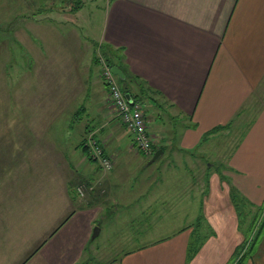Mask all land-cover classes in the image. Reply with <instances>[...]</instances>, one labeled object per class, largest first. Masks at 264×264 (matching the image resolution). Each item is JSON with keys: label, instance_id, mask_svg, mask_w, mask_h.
<instances>
[{"label": "crops", "instance_id": "obj_1", "mask_svg": "<svg viewBox=\"0 0 264 264\" xmlns=\"http://www.w3.org/2000/svg\"><path fill=\"white\" fill-rule=\"evenodd\" d=\"M92 3L80 5L73 16L74 24L93 29L94 38L123 61L129 93L136 96L143 93L153 147L164 151L158 160L168 152L163 166L169 170L172 167L176 178L165 181L164 176L157 175L149 184L144 182L146 191L139 198V204L128 203L123 208L112 205L104 215L103 210L97 215L90 209L74 208V192L70 193L65 178L63 186L60 182L57 185L63 189L59 192H62L64 209L67 207L59 216L65 219L62 228L53 230L45 222L37 230L36 214L29 211L15 212L18 226L13 230V217L0 213V264H54L53 259L59 253L67 252L70 257L75 244L83 239L81 244H84L79 246L81 252L72 259V264H79L78 259L92 240L93 227L99 225L101 234L103 226L98 221L118 218L120 214L126 220H141L136 225L140 238L134 241L130 237L123 258L109 261L110 264H228L245 241L229 185L219 179L209 162L205 172L198 170V180L193 175V180L186 178L184 174L194 172L193 168L199 164L190 157L189 150L204 135L208 134L210 139L219 138L222 132L228 137L239 133L240 147L233 151L236 155L232 170L226 177L231 179L238 194L252 201L254 209L264 203V0H107L104 8L94 0ZM95 9L102 12L99 33L95 31L93 14L88 13ZM96 87L101 95L89 101L85 114L90 128L101 136L108 152L117 156V163L103 185L113 204L119 185L113 180L114 172L121 168L125 155L136 151L132 147V134L108 107L107 87L104 83ZM90 107H98L99 112L91 111ZM179 118L188 121L190 131L181 137V146L177 148L174 143L178 136L166 127L167 121ZM63 122L67 125L60 133L62 146L69 148L78 139L85 140L86 131L80 132L75 127L80 117L75 121L66 118ZM220 127L221 130L211 133ZM127 135L130 143L124 149ZM72 171L77 173V167L71 162L64 172ZM166 182H172L175 191L167 192ZM176 213L186 220L202 219L198 232L200 248L189 261L190 236L196 222L171 236L158 233L159 228H165L176 218ZM147 219L154 221L155 229L150 230ZM77 222L84 228H74ZM250 224L248 220L246 227ZM86 233L89 236L84 239ZM204 237L209 239L208 243ZM21 242L25 244L21 246ZM99 262V258H89L81 264ZM246 264H264V234Z\"/></svg>", "mask_w": 264, "mask_h": 264}, {"label": "rangeland", "instance_id": "obj_2", "mask_svg": "<svg viewBox=\"0 0 264 264\" xmlns=\"http://www.w3.org/2000/svg\"><path fill=\"white\" fill-rule=\"evenodd\" d=\"M67 1L39 0L34 6L37 0H0V213L3 211L11 219L13 217V230L18 226L15 221L18 220V216L15 212L24 214L29 211L36 214L37 230L38 227H44L42 223L45 222L53 230L61 227L65 219L59 218L60 212H66L67 207L64 209L60 195L62 192L59 191H63L61 186L65 178L70 193L74 192L76 201L74 208L90 209L96 214L103 210V215L112 205L123 208L128 203H138L142 193L146 191L144 182L149 184L157 175L164 176L165 181L176 178V172L172 171V167L169 170L163 166L168 152L162 159L148 165L152 156L149 157L134 148L136 152L125 155L120 163L121 168L114 172L113 180L119 182V185L116 189L117 194L115 193L117 201L111 204L112 200L108 198L109 194L103 185L117 163V156L108 152L101 136L96 134L95 129L90 128V120L85 112L89 101L101 95L97 92L96 86L105 84L106 69L114 63L122 67L123 61L116 59V54H112L115 52L103 42H98V38H94V34L91 33L93 29L74 24L73 18L80 5H94L93 0ZM94 2L104 8L107 0ZM40 6L42 8H39ZM95 11L88 13L93 14L95 31L99 33L102 12L98 10L95 15ZM87 21L92 22L89 19ZM68 23L72 25L67 26ZM119 79L118 77L119 85L129 94L131 90L128 82ZM107 93L108 107L116 118L112 103L109 101V91ZM138 95L143 101V95L141 93ZM90 108L91 111L94 109ZM94 110L99 112L98 107ZM77 117H80V122L75 127L80 132L85 130L87 135L84 141L79 142L78 139L76 145L71 143L69 148H65L62 146L60 134L67 125L63 119L72 118L75 121ZM188 126V121L181 118L167 121V131L178 136V141L174 143L177 148L181 146V137L189 133ZM239 136L240 134L236 132L229 137L222 132L219 138L214 136L210 139L208 134L204 135L198 144L189 150L190 157H194L195 162L199 164L196 165L197 168H193L194 172H187L184 175L191 180L193 175L194 180H198L200 178L198 170L205 172L206 162H209L208 165H214L215 174L219 179L227 181L233 205L240 213L238 224L240 232L244 234L247 250L264 220V210H260L264 203L254 209L252 201L238 194L231 179L226 177L232 170V159L236 155L233 151L240 147ZM126 141L124 149H127L130 143L128 135ZM65 142L69 143L68 140ZM96 150L103 151V156L111 158L110 169L102 166ZM186 158L189 159L188 156ZM71 162L77 167L78 174L75 171L64 172ZM59 182L61 186L57 187ZM165 184L167 192L175 191L176 187H173L172 182ZM175 216L176 218L171 219L165 228H159L160 235L171 236L186 225L196 222V219H183L177 213ZM248 220L252 224L251 229L249 228L251 224L246 227ZM140 221L126 220L123 214L110 220L101 218L98 223L103 226L102 233L96 239L89 240L88 250L82 252L78 259L79 264L89 258L94 260L99 258L100 264H110L108 262L115 259L120 261L126 252L125 249L129 248L127 240L130 237H133L134 241L140 238L137 236L139 231L136 230V225L140 224ZM146 221L151 227L150 230L156 228V224H152L153 220ZM34 225L33 222V228ZM73 227L81 229L84 225L77 222ZM262 230L263 235L264 226ZM198 235L190 236L192 241L188 249V261L200 248ZM68 236L70 233L66 237ZM85 236L84 239L89 234ZM203 239L205 243L209 242V239L205 237ZM82 241L83 239H80L75 244L70 257L67 252L63 255L59 253L60 256L53 259L54 264H72V259L81 252L79 246L84 244H81ZM24 244L21 242L20 245ZM241 252H237L228 264H234L243 254Z\"/></svg>", "mask_w": 264, "mask_h": 264}, {"label": "built area", "instance_id": "obj_3", "mask_svg": "<svg viewBox=\"0 0 264 264\" xmlns=\"http://www.w3.org/2000/svg\"><path fill=\"white\" fill-rule=\"evenodd\" d=\"M105 84L109 91V101L112 103L116 118L133 136V148L139 149L143 154L151 157L154 154V141L149 132L150 123L145 114L144 101L131 95V100L126 97V92L118 82V76L112 72V67H108L104 72ZM98 159L102 166L110 169L112 160L108 156H103V151L96 150Z\"/></svg>", "mask_w": 264, "mask_h": 264}, {"label": "trees", "instance_id": "obj_4", "mask_svg": "<svg viewBox=\"0 0 264 264\" xmlns=\"http://www.w3.org/2000/svg\"><path fill=\"white\" fill-rule=\"evenodd\" d=\"M113 54V53H112ZM114 55V54H113ZM114 66H117V67H119L122 71H123V73L125 74V77L127 78V71L125 70V68L122 66H120V65H118V64H116V63H114V64H112L111 65V67H114ZM126 78L124 79V81H126ZM119 80H122V79H119ZM142 95H143V93H141ZM141 95V96H142ZM134 96V95H133ZM134 97H136L137 99H140L139 97V95L138 96H134ZM143 97V96H142ZM141 100V99H140ZM219 130H221V127L220 128H217V129H214L211 133H215V132H217V131H219ZM163 149V148H162ZM156 149L154 148V154L156 153ZM154 154H153V156H154ZM152 156V157H153ZM260 210L262 211V210H264V207H261L260 208ZM239 213V212H238ZM240 214V213H239ZM258 218V217H257ZM201 221H202V219L200 218V219H198V221L193 225V230H194V232H193V235H197L198 234V232H199V230H200V227H201ZM264 226V220L261 222V224H260V229L258 230V232H257V235H256V237L254 238V239H252V241H251V246L250 247H248V249L246 250L245 249V243H243L241 246H239L237 249H236V253L237 252H241V253H243L238 259H236V261L234 262V264H246V262L252 257V255H253V252H254V249H255V246L257 245V243H258V241H259V239H260V237L262 236V227ZM250 229L252 228V224L250 225V227H249ZM249 229V230H250ZM198 243H199V236H198ZM235 253V254H236Z\"/></svg>", "mask_w": 264, "mask_h": 264}, {"label": "water", "instance_id": "obj_5", "mask_svg": "<svg viewBox=\"0 0 264 264\" xmlns=\"http://www.w3.org/2000/svg\"><path fill=\"white\" fill-rule=\"evenodd\" d=\"M112 72L117 75L120 79L124 80L126 77H125V74L123 73V71L117 67V66H114L112 67ZM126 97L128 100H131V95L130 94H126ZM163 150H157L156 153L154 154V156L152 157L151 161L149 164H152L154 162H156L160 157L161 155L163 154ZM100 226H96L93 230V235H92V239H95L97 238L99 235H100Z\"/></svg>", "mask_w": 264, "mask_h": 264}]
</instances>
